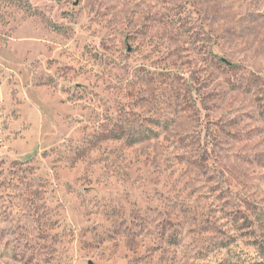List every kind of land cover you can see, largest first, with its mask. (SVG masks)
<instances>
[{
    "label": "rangeland",
    "instance_id": "rangeland-1",
    "mask_svg": "<svg viewBox=\"0 0 264 264\" xmlns=\"http://www.w3.org/2000/svg\"><path fill=\"white\" fill-rule=\"evenodd\" d=\"M0 264H264V0H0Z\"/></svg>",
    "mask_w": 264,
    "mask_h": 264
}]
</instances>
